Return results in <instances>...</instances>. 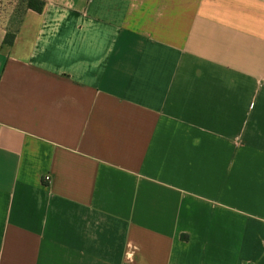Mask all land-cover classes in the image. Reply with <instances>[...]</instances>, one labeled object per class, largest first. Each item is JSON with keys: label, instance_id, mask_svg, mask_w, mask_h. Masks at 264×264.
<instances>
[{"label": "crops", "instance_id": "obj_1", "mask_svg": "<svg viewBox=\"0 0 264 264\" xmlns=\"http://www.w3.org/2000/svg\"><path fill=\"white\" fill-rule=\"evenodd\" d=\"M28 1L0 0V264H264V0Z\"/></svg>", "mask_w": 264, "mask_h": 264}, {"label": "trees", "instance_id": "obj_2", "mask_svg": "<svg viewBox=\"0 0 264 264\" xmlns=\"http://www.w3.org/2000/svg\"><path fill=\"white\" fill-rule=\"evenodd\" d=\"M35 3H36V6H34ZM28 5L31 7H35L38 11H41L43 6H44V3H43V1H40V0H29ZM8 40H7V42H9L11 44L12 41L11 40L8 41Z\"/></svg>", "mask_w": 264, "mask_h": 264}, {"label": "built area", "instance_id": "obj_3", "mask_svg": "<svg viewBox=\"0 0 264 264\" xmlns=\"http://www.w3.org/2000/svg\"><path fill=\"white\" fill-rule=\"evenodd\" d=\"M50 179V177H46V180L48 181Z\"/></svg>", "mask_w": 264, "mask_h": 264}]
</instances>
